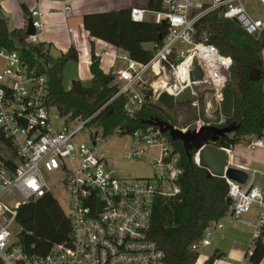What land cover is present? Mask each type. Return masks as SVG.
Returning <instances> with one entry per match:
<instances>
[{
  "label": "built area",
  "instance_id": "2783aa9c",
  "mask_svg": "<svg viewBox=\"0 0 264 264\" xmlns=\"http://www.w3.org/2000/svg\"><path fill=\"white\" fill-rule=\"evenodd\" d=\"M258 1L264 9V0ZM162 2V10H130L134 21L152 18L161 23L166 19L169 30L147 62L134 60L127 52L117 55L125 63L113 71L118 86L116 96L128 97L127 114L133 116L145 102L158 104L163 92L176 96L191 87L196 100L188 104L200 110L203 101L210 120L198 119L191 128L182 130L223 127L227 117L221 104L233 60L215 44L197 41L195 22L217 11L223 18L235 19L248 34L258 36L264 32V18L252 17L243 0ZM193 10L198 12L194 15ZM41 16L40 10H31L34 33L26 34V42H39L44 28ZM195 61L202 67L203 81L192 78ZM47 96V76L30 69L18 51L0 49V134L9 141L10 146L3 144L16 158L0 154V264H165L164 250L151 237L150 226L154 198L172 196L180 190L176 183L181 174L180 155L175 147L155 126L136 129L129 136L126 156L140 160L148 156L150 148L158 146L159 152L150 156L153 174L132 180L119 178L106 167L107 143L103 140L107 137L101 128L90 125L97 113L71 118L57 111L51 116L54 107L47 106ZM52 117L75 125L55 130ZM93 128L97 131L93 132ZM82 132L90 137V145L73 143ZM113 135H119L118 131ZM249 146L264 147V140L252 139ZM226 149L230 153L231 148ZM193 161L202 165L200 151L196 150ZM230 165L229 158L226 169ZM58 170L68 174L63 183L70 193L69 240L54 244L44 255L32 254L19 242L20 231L12 227L17 224L21 205L50 193L44 171ZM243 170L247 172L244 183L222 176L229 185V211L204 229L200 241L192 246L194 250L199 252L210 245L214 230L238 225L251 230L246 256L252 255L264 232V172L246 167ZM258 176L261 182H257ZM8 196H18L19 200L10 205L6 202ZM254 206L258 210L250 218L248 214Z\"/></svg>",
  "mask_w": 264,
  "mask_h": 264
},
{
  "label": "trees",
  "instance_id": "16d2710c",
  "mask_svg": "<svg viewBox=\"0 0 264 264\" xmlns=\"http://www.w3.org/2000/svg\"><path fill=\"white\" fill-rule=\"evenodd\" d=\"M147 8L162 10L163 2L148 0ZM130 10L123 8L85 14L83 26L91 37L124 50L134 60L147 62L156 46L163 42L169 25L156 23L152 18L134 21ZM197 12L193 10L192 14ZM26 36L25 29L9 30L7 20L0 16V49L18 51L30 69L47 76L46 104L54 107L61 116L87 118L97 113L90 125L101 128L104 137H111L116 131L120 136H130L136 129L149 126L144 121L155 117L167 120L166 110L152 102H145L133 116H129L126 110L128 97L116 96L118 86L114 73L102 69L94 48L89 64L90 84L73 79L70 88L66 89L63 85L64 68L67 63L78 61L77 50L72 46L54 57L44 43L26 42ZM195 39L215 44L221 53L233 60L229 81L234 96L233 113L222 126L235 125L237 128L214 144L233 148L239 144L249 145L253 137H263L264 77L250 80L249 75L254 68L264 71V32L258 36L250 35L235 21L213 11L196 20ZM146 43H152L153 48H147ZM164 136L180 155L181 174L176 182L180 190L172 196L154 198L150 235L164 250L165 264H197L199 252L192 246L200 241L208 225L228 213L229 185L222 176L213 175L193 161L195 149L189 155L182 141H173L168 133ZM1 142L10 146L0 134ZM17 223L21 227L19 242L32 254L44 255L54 244L69 240L70 219L51 193L21 205ZM218 257L215 253L203 264H215ZM263 257L264 232L248 258L250 264H259Z\"/></svg>",
  "mask_w": 264,
  "mask_h": 264
},
{
  "label": "rangeland",
  "instance_id": "374dc122",
  "mask_svg": "<svg viewBox=\"0 0 264 264\" xmlns=\"http://www.w3.org/2000/svg\"><path fill=\"white\" fill-rule=\"evenodd\" d=\"M5 4L4 7L6 11L9 13L8 18L11 20V25L15 22V0H4ZM207 1V0H202ZM2 2V1H1ZM243 3L245 5L246 11L252 16V17H260L264 18V9L262 8V5L259 3L258 0H243ZM258 35V34H257ZM105 46L111 48L110 50H107V54H103V63L101 64L103 69L107 72H109L113 67L116 69L118 66L124 65V60H119L117 55H122L124 52L108 43H105ZM145 46L147 48H153L152 43H146ZM53 55H57L55 51L52 52ZM85 53L83 54V57L80 56L78 61H71L67 63V65L64 68V79H63V85L65 88L70 86L71 79L74 77L76 73H78L81 80L87 81L91 79V73L89 71V64L88 61L84 58ZM121 62V63H120ZM114 69L112 71H114ZM200 110L192 107L190 104H184V105H176L175 107L171 109L164 108L165 116L167 118L166 121L172 123L175 127L180 129L185 128H191L195 122L198 119H203L205 122L210 120V118L207 116L206 112L204 111V102L200 104ZM163 108V107H162ZM57 110L55 108H52L50 110L51 116L56 114ZM215 116L217 114L215 113ZM52 123L54 125L55 130H61L66 124L70 125V127H73L75 125V122H69L62 118L55 119L52 117ZM93 132L97 131V128L92 129ZM257 137H253V140ZM264 139V138H263ZM107 144V150H106V160H107V168L117 177L124 178L128 180H132L137 177H148L153 174V170L150 166V156L156 155L160 148L158 146L150 148L148 151V156L140 159V160H133L129 159L126 156V149L130 145V138L129 136H120V135H113L111 137H107L103 140ZM73 143L76 146H79L80 144H91V139L87 135V133H80L78 134L74 139ZM167 144V143H166ZM255 151L251 149L249 145H239L235 149L236 159L239 157V155L242 156H254L253 153ZM251 153V154H249ZM0 154L3 156H8L10 158H13L16 160L15 157H13V154L10 152L8 148L5 147V145L0 143ZM257 156V155H256ZM45 178L47 180V184L50 190V193L56 198L58 203L60 204L61 208L65 212L66 215L70 214V193L65 184L63 183V180L68 177V174L64 171H44ZM262 180L257 179V182H261ZM18 196L15 197H6V202L10 205H14L16 201H18ZM258 208L257 206H254L251 210V212L248 214V217L253 218L254 214L257 212ZM232 226L233 225H229ZM232 227H225L220 231L214 230V236L211 239V244L205 247H202L199 250V259L197 264H203L208 256L211 255L214 250L216 249V246L220 249V251H223L226 256V260H224L225 264H231L232 260H229L227 257L228 250L235 247V243L241 244L245 243L247 246L249 245V239L251 237V230L250 233L247 230H240V229H234ZM14 231H20L21 227L17 223L13 227ZM248 229V228H247ZM227 230V231H226ZM216 231V232H215ZM233 231H239V234L241 238H237L235 234H233ZM224 237V239H221ZM246 252V249L245 251ZM223 257L222 259H224ZM249 258H246V264H249ZM228 262V263H227Z\"/></svg>",
  "mask_w": 264,
  "mask_h": 264
},
{
  "label": "crops",
  "instance_id": "0c3cea01",
  "mask_svg": "<svg viewBox=\"0 0 264 264\" xmlns=\"http://www.w3.org/2000/svg\"><path fill=\"white\" fill-rule=\"evenodd\" d=\"M15 1H16V5L14 9H15L16 18L14 24L11 25V20L10 18L7 17L9 13L6 11L4 7L5 1L0 0V16L7 20V25L9 30L25 29L26 32L28 22L30 19L31 10L38 9L42 12L41 20L44 24L43 31L39 35V42L44 43L45 48L54 57H58L62 52L67 51L70 47L73 46L78 52V59L80 58V56L83 57V54L85 53L84 58L86 61H88V64H90L91 62L92 48H94L96 55L100 57L101 64L103 63V54H107L108 53L107 50H110L111 48L105 46V43L107 42L90 36L89 32L85 30L83 26V16L89 13L112 11L123 8L147 7V3H148V0H15ZM53 51H55L57 55H53L52 54ZM122 51L125 52L124 50ZM111 68H112L111 70L114 69L113 67ZM116 69H114V71ZM91 78H92V74H91ZM73 79H80L78 73H76L74 77H72L71 83ZM82 81L85 84H90L91 79L89 80L88 78L87 81L85 80ZM70 86H68L66 89L70 88ZM263 138L264 136L262 137V139ZM239 145H243V144H239ZM239 145L230 149L231 150L230 166H234L242 170L245 167L254 168L264 172V147L250 146L251 149L255 151L253 153L254 156L251 155L247 157L245 156L241 157L239 155V157L236 159L235 149ZM258 178L259 180H262L261 176H258ZM228 227H232V226L228 225ZM232 228H234L235 230L242 228L240 230L249 231V229L238 225H233ZM216 231H220V230H216ZM232 233L235 234L237 238H241L239 231H233ZM221 239H224V237H222ZM250 239H249V245H250ZM249 245L247 246L245 243H241V244L235 243L236 248H233L232 246V249L228 250L227 257L229 258V260H232L231 264H246V258H247L246 253H247V249L249 248ZM245 249L246 252H244ZM215 253L218 254L219 256L216 259L215 264H225L224 260L227 261L225 253L223 251H220V249L217 246L211 255ZM211 255H209L208 257H210ZM223 257L225 258L222 259ZM259 264H264V257Z\"/></svg>",
  "mask_w": 264,
  "mask_h": 264
},
{
  "label": "water",
  "instance_id": "95a60500",
  "mask_svg": "<svg viewBox=\"0 0 264 264\" xmlns=\"http://www.w3.org/2000/svg\"><path fill=\"white\" fill-rule=\"evenodd\" d=\"M237 23V21L234 19ZM167 20H163L166 23ZM34 27L32 20L29 19L26 34H33ZM264 77V71L262 69L254 68L251 70L249 79L260 80ZM192 78L195 81H203V70L198 61L194 63V69L192 71ZM196 100V95L193 93L191 87L186 88L178 95L174 96L163 92L158 97V105L166 109H171L176 105H184ZM234 96L230 85H226L223 91V102L221 104V111L225 117L230 118L233 113ZM144 123L155 126L159 129L161 134L168 133L173 141L180 140L186 149V152L190 155L193 149L200 151V158L202 166L206 167L213 175L224 176L244 183L247 179V172L234 166H226L229 163L230 153L224 147H218L214 143L221 137L232 133L237 126L229 125L223 127L217 126H204L199 130H182L175 127L172 123L163 120L159 117L144 121ZM30 201H34L31 198ZM227 204H231L230 197H227Z\"/></svg>",
  "mask_w": 264,
  "mask_h": 264
}]
</instances>
